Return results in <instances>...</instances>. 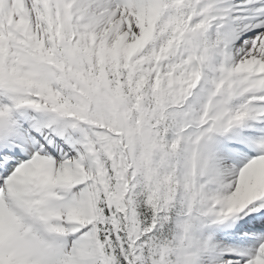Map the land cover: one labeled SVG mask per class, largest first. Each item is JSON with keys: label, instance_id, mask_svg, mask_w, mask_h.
<instances>
[{"label": "snow or ice", "instance_id": "6c2138e0", "mask_svg": "<svg viewBox=\"0 0 264 264\" xmlns=\"http://www.w3.org/2000/svg\"><path fill=\"white\" fill-rule=\"evenodd\" d=\"M0 264H264V0H0Z\"/></svg>", "mask_w": 264, "mask_h": 264}]
</instances>
